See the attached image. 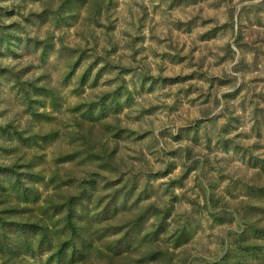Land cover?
I'll return each mask as SVG.
<instances>
[{"label":"rangeland","instance_id":"1","mask_svg":"<svg viewBox=\"0 0 264 264\" xmlns=\"http://www.w3.org/2000/svg\"><path fill=\"white\" fill-rule=\"evenodd\" d=\"M0 178L83 199L0 264H264V0H0Z\"/></svg>","mask_w":264,"mask_h":264},{"label":"trees","instance_id":"2","mask_svg":"<svg viewBox=\"0 0 264 264\" xmlns=\"http://www.w3.org/2000/svg\"><path fill=\"white\" fill-rule=\"evenodd\" d=\"M6 171V169H5ZM11 175H16V183L14 184V191L17 190L20 193L21 198L24 200V203L27 204L30 199V196L33 198V203H37L40 199V194L37 189L33 187H28L23 175L14 171V168L8 169ZM0 189H4V182L0 178ZM86 189V187H85ZM87 191V190H86ZM88 194V191L86 192ZM2 194L0 195V204L2 201ZM81 197L71 196L67 198L64 203H56L54 205H38V211H44L45 213H36L31 214L29 217H23L25 211H28L29 207L24 208L23 211H19L16 208L1 209L0 210V228L3 230V233H6V230L11 225H16L21 232L23 233L24 242L23 245L26 250L31 253L34 251V244L36 243L40 252H42L45 244L50 245L51 234L49 225L46 223L43 215H48L50 219H58L57 224L63 223L59 232H64L65 229L70 230V235L72 236V244L76 247V240L79 237H82L83 229L80 225L77 224V219L79 216L77 210V203L83 202ZM45 203V202H44ZM18 208V207H17ZM14 215V216H13ZM262 236H264V231H262ZM61 249L65 248V243L60 247ZM60 259V258H59Z\"/></svg>","mask_w":264,"mask_h":264}]
</instances>
